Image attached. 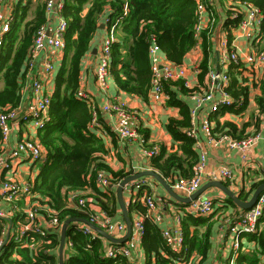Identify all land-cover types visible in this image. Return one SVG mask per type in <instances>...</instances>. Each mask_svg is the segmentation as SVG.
Returning a JSON list of instances; mask_svg holds the SVG:
<instances>
[{
	"label": "trees",
	"instance_id": "16d2710c",
	"mask_svg": "<svg viewBox=\"0 0 264 264\" xmlns=\"http://www.w3.org/2000/svg\"><path fill=\"white\" fill-rule=\"evenodd\" d=\"M243 1L252 3L262 12L259 37L264 38V0ZM30 2L31 0H19L14 7L11 30L6 36L7 40L0 55L2 81L0 106L15 107L20 103L28 51L35 31L46 20L43 4L37 7L30 19H27ZM125 4L128 7L127 15L122 13ZM107 7L109 9L105 11ZM104 13H106L104 18L107 17L113 23L118 22L117 39L111 45L109 73L120 90L147 100L151 81L148 49L152 39L159 45L165 58L176 65H180L187 52L200 41L202 50V60L198 66L200 80L209 69V28L202 30L199 38L194 35L197 23L194 0H64L62 14L68 23L65 48L54 80L48 111L49 120L37 133L39 141L45 147L46 157L40 165L32 187V191L40 195V200L49 198L47 203L57 211L61 223L69 217H82L88 220L91 213L88 210L64 207L63 188L89 187L95 190L105 198L103 200L96 197V200L108 216L113 215L116 208L117 200L114 194L108 196L97 190V171L108 169L101 161L107 150L102 136L97 135L90 126L93 109L85 100L76 96L81 59L90 50L91 39L99 26V18ZM230 25L234 27L236 23L231 22ZM227 73L229 74V71ZM165 90L169 95L168 105L177 107L180 114V118H171L166 124L168 133L177 143V151L167 155L161 151L152 156L151 167L163 178H173L175 175L189 178L193 174L197 152L193 137L185 131L190 125L189 107L180 94L188 95L195 88H188L183 80H177L167 83ZM260 90L261 94L256 98V102L258 110L264 111V81L260 84ZM227 91L234 97L246 98L245 90L235 87V82L230 81ZM229 108L234 112L243 110ZM96 113L98 115L97 110ZM213 131L237 137V127L228 121L220 123L216 120ZM107 132L113 134L111 131ZM108 170L112 183H118L131 174V171ZM263 181L253 183L246 194H239V198L246 199ZM226 202L233 208L237 207L229 197ZM136 206L143 211L139 204ZM128 214L130 216L129 211ZM182 217L184 242L180 252L170 251L158 230L152 226H145L142 245L148 253L153 254V264L183 263L190 259L194 252L200 256L198 263L194 264H200L206 258L211 247L212 224L207 222L209 217L204 218L187 212ZM77 224L72 222L66 229V240L71 241L72 245L64 264H127L125 258L120 255L105 257L101 235L91 237L83 234L75 229ZM203 224L205 228L200 232L198 227ZM190 226H194L191 232ZM243 235L248 240L258 241L261 248L257 252L243 254L239 252L236 264H264L258 255L264 253L262 232L259 233L257 228V231ZM41 237L42 243L38 247L40 249L32 257L28 249L21 248L16 249L21 259H11V249L5 248L4 245L5 250L0 254V264H57V258L50 250L58 249V233L47 231ZM144 264H152L150 258Z\"/></svg>",
	"mask_w": 264,
	"mask_h": 264
},
{
	"label": "built area",
	"instance_id": "2783aa9c",
	"mask_svg": "<svg viewBox=\"0 0 264 264\" xmlns=\"http://www.w3.org/2000/svg\"><path fill=\"white\" fill-rule=\"evenodd\" d=\"M6 1L18 2L19 0H0V6ZM196 4L197 23L194 27V35L199 38L200 32L207 28H212L211 23L215 17L210 14L206 21L205 12L211 5V0H194ZM240 3L244 9H235L231 12V18L237 20L236 26H232L240 35L245 36L249 40L256 41L259 38L260 26L262 24V12L252 3L235 0ZM44 5L46 20L35 31L31 47L28 51V56L25 64L24 81L21 86L23 89L29 88L30 97L26 104L19 103L15 107L0 106V250L8 243L10 239L14 243L16 249L26 247L32 250L38 248L40 241L47 231L57 232L60 234L62 223L57 217V211L48 207L44 202L33 200V180L19 181L13 176L15 168L24 160H28L40 167L46 157V150L39 141L38 133L42 130L49 120V105L52 99V93L47 91L43 76L48 79L54 77L55 70L60 63V58L63 55L65 48V34L67 30V19L62 14L64 0H42ZM123 15H127L128 7L123 6ZM238 18V19H237ZM49 19L54 20V25L49 27ZM13 22V14L0 16V55L3 46L6 42V36L11 30ZM205 23V24H204ZM103 25L106 29V35L102 39L97 56V63L94 69L95 82L99 90L106 92L107 79L110 76L109 65L111 57V45L116 40V32L118 30V22L113 23L107 17L103 20ZM220 65L227 67L229 64L240 65L242 63L253 64L256 66H264V47L255 52L245 55H239L232 50L228 44L223 41L220 44ZM45 50L47 55L44 60L38 64L36 61L37 55ZM149 60L151 66V81L150 95L155 101L167 102L169 95L165 90L167 83L177 80H184L186 68L176 65L160 56L161 49L159 45L152 39L149 44ZM196 73L199 72L198 66H195ZM206 76L209 81V87L200 92L195 90L191 93V98L194 101L190 110L192 126L185 131L194 139V147L198 149V159L193 167L191 177H182L175 175L171 182V188L177 194L190 197L197 191L205 181H233L231 179V171L226 165H219L213 168L206 167V154L201 145V140L195 128V118L203 107H207V115L199 117V130L206 137L208 143L217 144L221 140L227 141L230 147L241 149V158L245 162L248 160L246 150L251 148L259 138L264 140V132L254 133L245 138H234L226 133H216L213 131L214 123L211 119L212 114L218 111L221 107H233L240 109L244 104L242 96L234 97L227 91V86L230 83V77L227 69L217 70L215 67H209ZM53 79V78H52ZM46 81V80H45ZM183 81V82H184ZM185 84V82H184ZM218 92V96L214 97V92ZM76 96L90 103V99L82 88H78ZM93 109V118L90 126L98 127L97 113L94 106L89 105ZM105 112L115 115V132L117 137L122 141L135 140L143 145V152L147 158L159 154L158 146H148L146 140L140 131V124L137 121V112L134 109L127 107L126 104L120 101L106 103L101 108ZM21 124L30 129L35 130L32 134L23 131V135L17 141L9 146V136L13 130L20 131ZM144 177V176H143ZM141 177L129 182V190L139 191L143 189L146 180ZM96 183L103 188L107 187L111 178L104 171H97ZM232 183V182H231ZM126 185V186H127ZM68 197L75 203V207L79 210L89 209L90 201L82 196L79 191H68ZM143 202L146 206L145 216H153L154 223L161 220L159 203L154 195L148 191H144ZM221 198V197H220ZM219 198V199H220ZM217 197L198 195L196 198L186 204L185 210L177 213L175 222L168 228L161 230V237L164 240L165 246L170 251L180 252L184 242L183 229L181 225L182 215L187 212L193 215L206 216L211 214ZM23 200L26 205L21 207L17 203ZM33 200L34 202H32ZM1 202L8 205L7 209H3ZM184 212V213H183ZM183 213V214H182ZM234 213V212H233ZM233 213L226 216L228 233L233 236L231 239V249L233 256L227 259L226 264H236L234 258L240 247V235L243 233H252L257 231L258 221L264 213V191L257 198L256 203L249 209H245L237 214ZM38 215L42 217V221ZM16 217V221H12ZM12 224H9L7 220ZM89 222L103 229L113 237L120 238L126 232V223L123 220L114 221L104 211L91 212ZM46 225V226H45ZM77 231L91 237H98L100 234L93 230L85 223H78L75 226ZM145 231L144 218L139 217L134 219L132 230L129 238L123 245L108 248L105 252V257H114L117 255L124 258L129 257L135 243L142 238ZM36 238V239H35ZM38 243V244H37ZM67 246H71V241L65 240ZM192 258L186 262H174V264H194Z\"/></svg>",
	"mask_w": 264,
	"mask_h": 264
},
{
	"label": "crops",
	"instance_id": "0c3cea01",
	"mask_svg": "<svg viewBox=\"0 0 264 264\" xmlns=\"http://www.w3.org/2000/svg\"><path fill=\"white\" fill-rule=\"evenodd\" d=\"M9 2L10 1H6L1 4L0 16L3 17L7 14L10 15L11 13L14 14V8L12 9V11L9 10ZM16 5L17 3L15 4V6ZM108 9V7L105 8V11H108ZM235 9L242 10L244 9V7L240 3H237V1L235 0H211V5L207 9V12H205L204 16L206 18V21L209 18L210 14L215 17V20L213 21V23H211L212 28L209 29L208 37V46L210 48L209 67L211 65L217 70L227 69V71H229L230 81L235 82V87L243 88L246 93V98L244 97L245 102L241 107L243 108V110L240 108L241 110H238V112H234L229 107H221L218 111L212 114L211 119H213L212 121L214 123V126L216 120H218L220 123L226 121L233 123L237 127L236 138L241 139L257 132H264V111L258 110L256 102V98L261 94L260 84L264 81V66H256L247 63H242L239 65V67L236 66L237 64L233 65V63L229 64L227 67L222 66L220 65L219 61V50L221 47L220 44L221 42L225 41L228 46L232 50L236 51L239 55H245L248 53L255 52V50L263 48L264 38L259 37L256 41H254L252 39H247L243 35H240L238 31L230 25L231 22L237 23L236 19L230 17L232 10ZM105 15L106 13L100 16L98 22L99 26L90 42V50H88L81 59L79 77V87L87 93L90 99V103L87 102V104H92L94 108L98 111V127H93V130L97 135L102 136L107 150L106 154L101 158V161L111 171H131V174H133L147 169L154 170L151 167L150 158H147L144 155L143 145L135 140H120L115 132V115L109 112H105L101 108L106 103L120 101L126 104L127 107L134 109L137 112V121L140 124V131L142 133V136L146 140V144L150 147L153 145L158 146L157 148L159 149V152L163 151L164 155L177 151V143L174 142L171 135L168 133L166 129V124L171 118H180L179 110L177 107L168 105L167 102L153 100L151 98L150 91L147 100H144L138 95L120 90L116 86L114 79L111 75L107 79L106 92H102L98 89L95 82L94 69L97 63L98 49L100 43L106 35V29L102 23V20ZM48 22L49 23L47 25L49 27H52L54 25V20L49 19ZM117 35L118 33L116 32V39ZM94 49H96L95 52ZM46 55L47 53L45 50L41 51L36 57L37 63L40 64L44 60ZM160 56L164 57V53L162 51L160 53ZM61 59L62 57L60 58V63ZM201 60L202 50L201 42L199 41L198 44H196L189 52H187L183 59V62L181 63V65L184 66L187 70L185 75V81L183 80L185 82V86L188 88H195L196 92H200L209 87V81L206 74L204 75L203 79L200 80V72L196 73V71L194 70L195 66L200 65ZM60 63L58 64V68L60 66ZM58 68L55 70L54 77H52L53 79H48L43 76L45 87L47 91H50L51 93L54 88L53 82L55 80ZM24 79L25 77H23L22 79V84ZM20 94V103L24 105L30 97L29 88H21ZM180 96L183 101L188 105L190 115V110L194 103L191 98V93L188 95L180 94ZM217 96L218 92L215 91L214 97ZM207 110L208 108L206 106L203 107L202 111H199L197 117L195 118V128L198 132V135L201 140V145L205 150L206 154V167L210 169L219 165L228 166L231 171L230 180L233 181H231L232 183L230 181L221 182L223 184L227 183V185H224L238 196L240 193L246 194L250 190L251 185L253 183L264 180V140L262 138H259L251 148L246 150L248 160L244 162L241 158V149L230 147L227 141L221 140L217 144L208 143L206 137L199 130L198 123L199 117L202 116V114L207 115ZM191 126L192 123L190 117V125L188 128L185 129L188 130ZM23 131H27L32 135L35 132V130L28 128V126L26 127L25 124H21L20 131L16 132L15 130H13L11 132L9 136V146H12L17 141V139H19L23 135ZM107 131H111L113 134H110V132ZM196 152L198 159V149H196ZM37 166L38 165L33 164L28 160H24L20 162L15 168V173L13 176L19 181L33 180L34 183V180L40 169V167L36 169ZM108 169H105L104 172L111 178V174ZM174 177L175 176H173V178L163 179L171 187V182ZM143 178L146 180V184L143 186V189L139 191H131L129 190L130 185H125L123 188V199L126 205L127 213L129 211L130 216L129 214L128 216L131 219V223H133L134 219L143 217L145 226H152L153 228L155 227L161 235V230L170 227L176 221V214L180 213L182 210H185L186 204L188 203H181L172 198L169 193L165 190V188L161 184H159L157 180L153 177L144 176ZM207 182L209 181H205L202 185L206 184ZM118 183L110 182V184L105 188L98 186L96 183V187L97 190L103 194H106L108 196L114 194L116 196V187ZM70 190L72 189L63 188L62 194L64 197V207L75 209V203L68 197V191ZM73 190L79 191L82 196H84L87 200L90 201L89 209H87L89 212H98L99 210H102L101 206L99 205V202L96 200V197H99L103 200H105V198H103L100 194H97L95 190H92L89 187H83L80 189L73 188ZM144 191L151 192L159 203L160 209L158 211L161 213V220L157 223H154L153 216H145L146 206L144 205L142 198ZM253 191L247 196L246 199H240L248 200L251 197ZM200 195L210 196L214 198L217 197L218 199L221 197L216 202L217 206L215 207L214 211L209 215L202 216L204 218L207 216L209 217V220H207V222L211 223L212 227L210 236L211 247L207 253L206 258L200 264H226L228 257L233 256V250L230 247V241L233 236L228 233V228L226 225V216L231 215L233 212L237 214L245 209L240 208L235 203L234 204L237 207H231L226 202L227 195L215 186H209L205 188L202 193H200ZM39 196L40 195H36V192H33V200L44 202L48 205L47 201L49 202V198H42V200H40ZM33 200L31 201L34 202ZM17 203L21 207L26 205V202H24L23 200H20ZM138 204L143 208V211L137 208L136 205ZM1 206L3 209L8 208V205H6L4 202H1ZM48 207L54 210V208H52L50 205H48ZM234 213L232 216H234ZM38 217L42 221V217L40 215H38ZM110 217L114 221L123 220L125 222L122 210L118 202L116 203L114 214L110 215ZM15 219L16 217H14L12 221L18 222ZM7 222L8 226L9 224H12L9 219L7 220ZM42 223L43 225L45 224L44 221H42ZM204 228L205 225L203 224L198 227V230H200L201 232L204 230ZM193 229L194 226L189 227L190 232ZM258 230L259 233L262 232L264 244V213L258 221ZM101 237L103 239V245L105 249L104 252H106L108 248L117 247L115 245L110 244L114 242L105 239L103 236ZM240 239L241 243L237 255L234 258L235 261L239 255V252L240 254L249 253L252 251L257 252L261 248L258 241L248 240L246 237H244L243 234L240 235ZM38 241H40V244L42 243L41 239H38ZM142 241L143 237L135 243V246L131 250L130 256L125 258L127 264H144L148 258H150L152 264L154 263L153 254L148 253L145 250L142 245ZM124 243L125 241L122 243L115 244H119L118 246H120ZM40 244H38V247L40 246ZM13 246L14 243L12 242V239H10L4 247H10L11 259H21V255L19 254V252H17V250L13 254V252L15 251V249H13ZM5 248L3 249L2 247V249L0 250V254L2 251L5 250ZM26 249L29 250V253L32 257L34 253L37 254V251L40 248H37L35 250H32L30 248ZM69 250L70 247L65 244L63 250V262H65V260H67V258L69 257ZM50 252L51 254L53 253L56 256L57 264H59L58 249H52L50 250ZM162 253L164 254V251ZM258 255L261 263H264V253ZM191 258L195 263H198V261L200 260V256L196 252L192 254ZM220 258L223 259L222 263L218 262Z\"/></svg>",
	"mask_w": 264,
	"mask_h": 264
},
{
	"label": "water",
	"instance_id": "95a60500",
	"mask_svg": "<svg viewBox=\"0 0 264 264\" xmlns=\"http://www.w3.org/2000/svg\"><path fill=\"white\" fill-rule=\"evenodd\" d=\"M95 51H96V49H94V52ZM143 176H151L154 179H156L157 182L165 188V190L169 193V195L172 198H174L175 200H177L181 203H189L190 200H192V199L196 198L198 195H200V193H202V191L205 188H207L209 186H215V187L219 188L220 190H222L223 193H225L227 195V197H229L237 206H239L242 209H249L250 207H252L256 203L259 194L264 191V182H263L255 188L251 197L248 200H241L237 194H235L230 189H228V187H226L221 181L213 180V181H209L206 184L202 185L190 197H184V196H181V195L177 194L176 192H174L172 190V188L170 187V185L163 179V177H161L160 174H158L156 171H154L152 169L142 170V171H139L137 173L129 174L128 176L123 178L118 183V185L116 187V199H117V202H118V204L122 210V214H123V217H124V220L126 223L125 234L120 238H116V237H113L112 235L108 234L103 229L97 227L93 223L89 222L85 218L69 217L66 220H64V222L61 225L59 246H58V262H59V264H64V262H63V250H64L65 239H66V229H67L68 225L72 222H83V223L87 224L88 226H90L93 230L98 232L105 239H108L114 243H122L129 238V236L131 234V230H132V223H131V219L128 216L126 205H125V202L123 199V188L129 182L136 180L138 178H141Z\"/></svg>",
	"mask_w": 264,
	"mask_h": 264
},
{
	"label": "rangeland",
	"instance_id": "374dc122",
	"mask_svg": "<svg viewBox=\"0 0 264 264\" xmlns=\"http://www.w3.org/2000/svg\"><path fill=\"white\" fill-rule=\"evenodd\" d=\"M23 1H27V0H23ZM15 4H16V2L10 1L8 3L9 10L12 11V9L15 7ZM42 4H43L42 3V0H31V2L28 4L27 19H30L32 17V14L36 11L37 7L40 6V5H42ZM57 68H58V66H57ZM53 84H54V82H53ZM1 87H2V81L0 80V88ZM222 261H223V259L220 258V260L218 262H221L222 263Z\"/></svg>",
	"mask_w": 264,
	"mask_h": 264
}]
</instances>
